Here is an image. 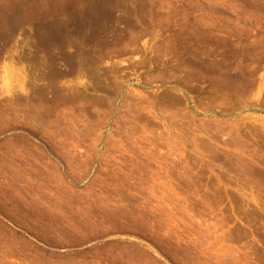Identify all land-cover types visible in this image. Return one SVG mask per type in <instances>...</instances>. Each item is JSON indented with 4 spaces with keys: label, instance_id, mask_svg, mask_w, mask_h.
Here are the masks:
<instances>
[{
    "label": "rangeland",
    "instance_id": "374dc122",
    "mask_svg": "<svg viewBox=\"0 0 264 264\" xmlns=\"http://www.w3.org/2000/svg\"><path fill=\"white\" fill-rule=\"evenodd\" d=\"M0 264H264V0H0Z\"/></svg>",
    "mask_w": 264,
    "mask_h": 264
},
{
    "label": "bare ground",
    "instance_id": "6f19581e",
    "mask_svg": "<svg viewBox=\"0 0 264 264\" xmlns=\"http://www.w3.org/2000/svg\"><path fill=\"white\" fill-rule=\"evenodd\" d=\"M107 1V0H106ZM53 3V2H52ZM61 3V2H60ZM70 3V2H69ZM73 4H74V2H73ZM89 4V3H88ZM90 4H91V2H90ZM93 5V4H92ZM99 6V5H98ZM55 7V6H54ZM81 7V6H80ZM57 9V8H56ZM76 10V9H75ZM94 10V9H93ZM96 10V9H95ZM98 10V9H97ZM59 11V10H58ZM89 11V10H88ZM87 11V12H88ZM92 11V10H91ZM62 13V12H61ZM86 13V12H85ZM94 13V12H93ZM77 14V13H76ZM89 14V13H88ZM87 14V15H88ZM100 14V13H99ZM79 15H81V14H79ZM69 16V15H68ZM95 16V15H94ZM91 17V16H90ZM103 17V16H102ZM100 18V17H99ZM54 19V18H53ZM80 19V18H79ZM48 21V20H47ZM93 21V20H92ZM95 21V20H94ZM93 21V22H94ZM104 21V20H103ZM68 22V21H67ZM80 22H83V19H82V21H80ZM41 23V22H40ZM101 22H99V24H100ZM89 24V23H88ZM91 24V23H90ZM104 24V23H103ZM55 25V24H54ZM106 25V24H105ZM46 27V25L44 26V28ZM84 27V26H83ZM102 27V26H101ZM81 29V28H80ZM91 29V28H90ZM96 30H97V28H95ZM103 29V28H102ZM68 31H69V29H67ZM76 30V29H75ZM92 31H94L93 29H92ZM102 31V30H101ZM77 32V31H76ZM74 33V32H73ZM44 34V33H43ZM54 34V33H53ZM72 34V33H71ZM70 35V34H69ZM74 35V34H73ZM89 35V34H88ZM47 36H49V35H47ZM51 36V35H50ZM76 36V35H75ZM78 36V35H77ZM76 36V37H77ZM60 37V36H59ZM93 37V36H92ZM47 38V37H46ZM49 38V37H48ZM92 39V38H91ZM76 40V39H75ZM73 41V40H72ZM55 42V41H54ZM46 43V42H45ZM37 44H39V43H37ZM43 44H44V42H43ZM42 43H41V45H43ZM41 47V46H40ZM49 47V46H48ZM50 49H52L51 47H49ZM25 50V49H24ZM35 50V49H34ZM43 50V49H42ZM55 50V49H54ZM41 51V50H40ZM21 52V51H20ZM23 53V52H22ZM29 54V53H28ZM59 54V53H58ZM61 54H62V52H61ZM13 55V54H12ZM20 55L21 56H23L24 54H21L20 53ZM55 55H57V54H55ZM63 55V54H62ZM20 56V57H21ZM25 56V55H24ZM33 56V55H32ZM12 57V56H11ZM51 57V56H50ZM57 57V56H56ZM61 57V56H60ZM23 58V57H22ZM17 58H15V60H16ZM51 59V58H50ZM12 60H13V58H12ZM62 60V59H61ZM49 61V60H48ZM10 63H12V62H10ZM9 67V66H8ZM13 66H11V68H12ZM15 68V67H14ZM10 71H12V69H10ZM12 72H14V70L12 71ZM20 77V76H19ZM22 78V77H21ZM20 81V80H19ZM23 87H24V85H23Z\"/></svg>",
    "mask_w": 264,
    "mask_h": 264
}]
</instances>
